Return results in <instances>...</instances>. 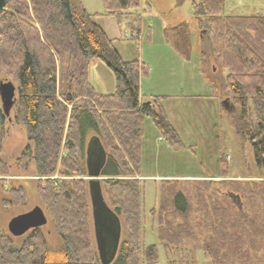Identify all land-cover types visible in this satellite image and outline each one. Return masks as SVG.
<instances>
[{
    "label": "trees",
    "instance_id": "trees-1",
    "mask_svg": "<svg viewBox=\"0 0 264 264\" xmlns=\"http://www.w3.org/2000/svg\"><path fill=\"white\" fill-rule=\"evenodd\" d=\"M103 2L104 15L115 18L119 25L131 18L130 10L140 5V0ZM224 6L225 0H192L193 13L205 20L204 31L214 58L226 72L225 90L240 106L236 135L241 139L250 133L254 160L264 170V17L227 16ZM171 34L178 51L189 56L187 25L174 28ZM94 59L113 72L116 86L113 94L101 95L91 87L89 66ZM202 64L205 68V63ZM3 72L17 82L16 119L26 128L35 147L34 151L27 148L22 160L25 164L33 160L38 176L51 177L59 169L63 177L82 175L84 144L91 133L106 139L116 155H107L102 177H118L122 169L129 172L130 168L134 174H140L146 118L152 119L170 145L181 146L161 105L164 98L141 95V80L148 75L146 65L140 60L124 61L115 41L81 4L74 6L71 0H7L6 9L0 13V74ZM144 99L148 102L142 103ZM81 100L87 102L85 106H79ZM105 119L108 128L102 123ZM7 120L0 103V153ZM85 167L88 176L87 160ZM220 175L229 174L224 170ZM204 182L207 181L200 182L192 193L188 187L182 192L174 187L162 188L161 208L172 211L168 218L171 215L173 221L167 222L165 229L160 227L158 239L170 255L169 264H197L199 250L215 259L214 264L217 261L249 264L251 257L264 251V221L259 218L261 209L264 210V186L254 184L257 192L253 197L258 203L252 201L248 205L255 214L253 222H248L250 215L240 214L236 209V201L241 203L238 194L218 198L219 193L209 191V182L203 188ZM134 187L137 202L138 198H144L145 185L138 182ZM234 187L244 192L248 189L245 183H235ZM89 190V181L67 183L47 178L42 182L40 196L53 216L64 249L46 250L37 231L16 250L11 239L0 230V264H74L78 255L79 259L82 256L80 264H85L91 223L94 233ZM19 193L12 192L17 197ZM134 206L132 203V209L138 212ZM140 208L139 205V211ZM127 209L124 211L128 212ZM178 218L183 223L177 222ZM252 228L254 235L247 231ZM177 240L185 245L188 241L192 246L189 251L187 248L180 251L183 253L180 259L168 248ZM229 246L233 250H228ZM144 257L148 263L157 264L156 246L148 248ZM133 259L123 253L114 264H136Z\"/></svg>",
    "mask_w": 264,
    "mask_h": 264
},
{
    "label": "rangeland",
    "instance_id": "rangeland-1",
    "mask_svg": "<svg viewBox=\"0 0 264 264\" xmlns=\"http://www.w3.org/2000/svg\"><path fill=\"white\" fill-rule=\"evenodd\" d=\"M71 2L74 6L81 4L89 15L94 16L95 22L103 27L107 36L115 40V47L124 61L140 60L146 65L148 75L142 79L144 92L149 90L154 95L149 93L142 96H163L161 105L181 142V146L170 145L168 139L157 130L152 119L146 118L143 124L141 175L134 174L133 169L128 165L131 170H128L129 172L122 169L118 177H102L101 187L105 201L119 215L122 225L120 249L116 260L124 253L131 259L134 257L133 261H136V264H150L146 261L144 252L154 245L157 248V264H169L170 255L166 253L164 244L158 239L160 227L165 229V224L173 221L171 215L168 218V214H172V211L161 208L163 187H174L181 192L188 187L192 193L200 182L207 181L210 186L209 191L219 193L218 198L238 194L241 203L236 201L237 207H234L240 214L250 215L251 218L249 216L247 218L248 222H253L255 214H252L248 205L252 201L256 202L253 195L257 192V187L254 184L264 186V170L259 169L254 160L250 133L245 134L241 139L236 135L235 122L240 115V106L225 90L226 72L214 58L211 44L204 31L205 20L202 16L193 13L192 0H140L138 8L128 11L131 13V18L126 19L121 25L115 18L104 15L103 0H71ZM224 14L264 17V0H225ZM181 24L187 25L190 35L189 56L178 51L174 45L175 37L167 31ZM166 31L169 35L167 38L166 33L163 36ZM180 47L183 50L182 43ZM202 62L205 63V68ZM1 81H11L17 86L16 80L4 72L0 74ZM89 82L99 94L109 95L116 90L113 72L98 59L90 63ZM16 98L18 99V95ZM227 99L230 100V110L223 105ZM86 103L81 100L79 106H85ZM17 110L18 105L7 118L2 138L0 230L11 239L16 250L21 249L24 243L38 231L43 237L46 250L62 251L64 243L56 229L52 214L43 204L39 192L40 186L47 178L67 183L73 180L88 182L85 165L86 160L92 157V151L96 149L92 142L95 134H89L85 140L82 175L63 177L59 174V169L51 177H41L37 175L33 160L26 164L22 160L27 148L34 151L35 147L29 140L26 128L16 119ZM102 123L108 128L106 119ZM99 137L104 153L108 157L115 155L108 147L106 139L100 135ZM222 161L225 162L223 165ZM224 170L229 174L226 177L220 175ZM138 182L144 183L145 195L136 202L134 184ZM206 183L204 182L203 188L207 187ZM235 183H245L248 187L247 191L235 190ZM260 186L258 187L262 189ZM15 190L21 192L19 193L21 197L12 194ZM230 201L236 204L233 200ZM191 202L195 207L196 201L192 198ZM132 203H135L138 212L132 209ZM36 207L44 211L48 219L47 225L38 230H31L21 237H13L8 230L9 222ZM126 207L129 209L128 212L124 211ZM195 213L191 214L193 218ZM260 215V220L264 221L263 209ZM176 220L183 223L180 218ZM161 221L162 225H160ZM91 226L92 223L89 230V249L85 251L87 256L83 255L86 257L84 263L100 264ZM247 231L250 235L256 234L255 228ZM185 235L189 236V232ZM200 241L196 240V242ZM262 245H264L263 241ZM190 247H192L190 242L187 241L185 245L179 240L176 244L168 246L169 252L177 259H180V254L182 256L185 248L189 251ZM227 249L233 250L230 246ZM263 256L264 251H261L258 256L251 257L247 262L264 264ZM76 259L74 264H80L82 256L79 259L78 255ZM214 260L203 251L199 250L196 253L197 264H214ZM219 263L217 261V264Z\"/></svg>",
    "mask_w": 264,
    "mask_h": 264
},
{
    "label": "water",
    "instance_id": "water-1",
    "mask_svg": "<svg viewBox=\"0 0 264 264\" xmlns=\"http://www.w3.org/2000/svg\"><path fill=\"white\" fill-rule=\"evenodd\" d=\"M6 6L7 0H0V13L6 9ZM16 95L17 87L13 82H0V103L6 118L10 117L17 104ZM223 105L230 110L229 99ZM92 142L96 149L94 148L92 157L87 160V166L95 243L100 263L113 264L119 249L122 225L118 216L106 203L101 187V173L106 164L107 155L97 137H94ZM47 223L48 219L44 211L40 207H36L26 214L13 218L8 224V230L13 237H21L31 230L46 226Z\"/></svg>",
    "mask_w": 264,
    "mask_h": 264
},
{
    "label": "crops",
    "instance_id": "crops-1",
    "mask_svg": "<svg viewBox=\"0 0 264 264\" xmlns=\"http://www.w3.org/2000/svg\"><path fill=\"white\" fill-rule=\"evenodd\" d=\"M104 8H105V6H104ZM100 25V24H99ZM181 25H183V24H181ZM101 26V25H100ZM102 27V26H101ZM103 28V27H102ZM174 29V28H173ZM172 28L170 29V31L169 30H167L168 32H170L171 33V31L173 30ZM167 31L166 32H164L163 33V36H164V34L166 33L167 34ZM166 38H167V36H166ZM115 41V40H114ZM179 53V52H178ZM143 84H144V80H141V85H140V91H141V95H149V93H150V95H154L153 94V92L152 91H149V90H145L146 92H144V88H143ZM91 85V84H90ZM92 87V86H91ZM93 88V87H92ZM94 89V88H93ZM95 90V89H94ZM96 92V91H95ZM96 93H98V92H96ZM146 93V94H145ZM99 94V93H98ZM101 95H104V94H101ZM109 95H111V94H109ZM160 97H163V96H160ZM167 96H165V98H166ZM148 102V100L147 99H144L143 101H142V103H147ZM144 138V137H143ZM142 148H143V144H142Z\"/></svg>",
    "mask_w": 264,
    "mask_h": 264
},
{
    "label": "flooded vegetation",
    "instance_id": "flooded-vegetation-1",
    "mask_svg": "<svg viewBox=\"0 0 264 264\" xmlns=\"http://www.w3.org/2000/svg\"><path fill=\"white\" fill-rule=\"evenodd\" d=\"M115 214L118 216V218H119V215L115 212ZM120 219V218H119ZM120 243H121V240H120ZM119 249H120V244H119ZM119 249H118V253H119ZM118 253H117V256H118ZM117 256H116V259H117ZM116 259H115V261H116ZM114 261V262H115ZM114 262H113V264H114ZM101 264V263H100Z\"/></svg>",
    "mask_w": 264,
    "mask_h": 264
}]
</instances>
